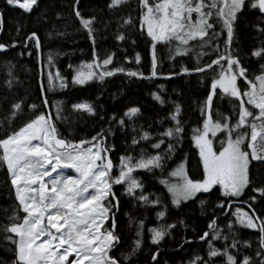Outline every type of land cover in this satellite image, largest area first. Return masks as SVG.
Masks as SVG:
<instances>
[{
  "label": "snow or ice",
  "instance_id": "snow-or-ice-1",
  "mask_svg": "<svg viewBox=\"0 0 264 264\" xmlns=\"http://www.w3.org/2000/svg\"><path fill=\"white\" fill-rule=\"evenodd\" d=\"M4 2L9 8L31 14L40 0ZM80 4L81 0H73L71 14L92 43L93 61L75 68L68 65L74 72L71 78L73 85L83 87L93 81L103 84L118 73L137 79L156 78L157 45L161 43L167 45L178 41L175 55H187L190 42L198 41L200 48H208L215 54V59L210 58V62L202 66L183 69L186 75L215 73L205 98L199 103L203 122L191 129L190 136L198 150V166L202 167V175L200 179L189 176L185 157L164 176L168 161L173 159L187 134L179 103L171 101L174 110L167 119L174 122L173 126L157 131L155 136L144 130L143 125L135 126V119L141 115L139 107L128 108L120 117L116 114L111 116V121L121 130L126 131L132 124L129 148L140 149L138 157H120L117 174L114 172L117 166L110 156L115 146L107 144L108 135H115L111 127L107 133L98 132L91 140L71 142L60 135L53 116L41 111V108L49 106L47 97L43 95L46 89L41 68L39 85L43 99L40 104H26L23 99L9 102L6 97H0V129L4 131L0 136V164L6 166L14 199L18 202L8 216L10 223L0 229L14 246L11 264H134L144 245L145 224L144 220L137 222L128 214L129 227L136 224L135 238L122 248L126 236L117 219L121 200L115 187L123 188L121 195L127 196L134 207L161 209L156 216L163 220L169 205L160 195L147 192L145 181L139 178L142 173L155 177L157 170L162 177L158 183L167 190L171 206L175 209L197 199L200 194H211L214 190L221 198L213 210L215 218L208 224L209 231L199 237L208 243L207 258L198 255L190 264H264V212L256 207L258 203H264V0H135L134 8L132 0H108L106 7L109 10L123 13L117 21L119 28L138 31L148 39L151 47L150 76L124 67L109 68L115 53L104 58L97 54L100 30L95 25L98 17L83 16ZM253 16L255 22L249 19ZM3 22L4 13L0 12V30ZM248 28L257 34L253 38L256 43L244 51L243 30ZM19 31L17 28V34ZM128 38L125 31H118L115 36L119 42ZM30 43L34 44L39 61L41 40L37 32L33 31L26 37L24 48L27 49ZM132 43L136 41L132 40ZM15 47L17 42L10 45L0 43V53ZM32 54L28 52L29 56ZM140 61L137 54L135 63ZM52 63L49 56L47 90L54 89L56 81L61 89L67 88V79L59 70L55 74L50 70ZM253 64L258 67L253 68ZM7 75L5 87L14 90L18 79L11 70ZM151 96L161 106L169 103L159 93L153 92ZM217 98L228 99L232 105L231 114L219 111L215 103ZM56 107L55 119H61L60 106ZM72 108L89 116L98 114L89 103H76ZM26 109L34 114V118L26 119L22 126L15 127ZM101 120H104L103 116ZM217 140L219 148L214 143ZM164 145L166 147L162 148ZM149 149L156 150L155 154ZM253 162L260 166V175L252 173ZM65 170H72L75 175L66 174ZM246 190L251 193L244 201L248 210L236 206L233 211V205H238ZM206 203L201 200V207ZM216 210L227 220L225 228H220ZM175 227L176 224H168L148 229L150 243L156 246V251L151 254L153 264H158L161 242ZM241 229L255 233V242L242 240ZM210 235L211 240L208 239ZM213 240L222 241L223 246L216 247Z\"/></svg>",
  "mask_w": 264,
  "mask_h": 264
},
{
  "label": "trees",
  "instance_id": "trees-1",
  "mask_svg": "<svg viewBox=\"0 0 264 264\" xmlns=\"http://www.w3.org/2000/svg\"><path fill=\"white\" fill-rule=\"evenodd\" d=\"M72 2L73 0H40L39 6L31 14H26L22 10L7 7L4 0H0V12L4 13L0 43L10 45L17 42V47L11 48L6 53H0V97H6L9 102L23 99L26 104H40L43 96L40 92L39 73L43 68V82L46 89L43 95L49 101L50 114L54 118L60 135L70 141L91 139L98 132L107 133L109 127H111L115 135H108L107 144L115 146L110 153L114 165H117L121 156L133 155L138 157L140 149L139 147L135 150L129 148L132 124L128 125L126 131L121 130L115 122L111 121V116L116 114L117 117H120L128 108L139 107L141 115L135 119V126L140 127L143 125L144 130L150 131L155 136L157 131H163L173 126L174 122L167 119V117L174 110L171 101H175L182 107V123L186 127L187 134L182 146L177 147L173 159L168 161L164 176L166 177L168 172L187 157L189 176L193 179H200L202 167L198 166V150L191 141L190 136L191 129L203 122V117L199 111V103L205 98L208 85L215 73L209 71L207 73L186 75L183 74V69L188 68L191 70L197 66H202L210 62V58L215 59V54L208 48H200L198 41L190 42L187 55H175L178 41H173L167 45L161 43L157 45L158 77L156 78L137 79L118 73L107 78L103 84L93 81L83 87L73 85L70 80L73 69H70L68 65L71 64L74 68L79 63H91L93 61V46L85 30L81 28L79 21L71 14ZM107 3L108 0H81L79 6L81 14L86 18L92 15L98 17V23L95 25V28L100 30L96 43L97 54L104 58L107 54L115 53L113 64L109 65V68L124 67L128 70L140 71L145 76H150L151 47L148 39L138 31L133 32L131 29L119 28L117 21L123 13H114L109 10L106 7ZM135 6V0H132V7ZM57 13L60 14L59 19H57ZM133 15L135 16V13ZM249 19L251 22L256 20L254 16ZM105 25H107L106 28ZM17 28L20 29L19 34H17ZM33 31L37 32L41 40L40 61L37 59L34 44L30 43L27 49L24 48L26 37ZM118 31H125L129 38L124 42L117 41L115 36ZM243 32V50L247 51L256 43L253 38L257 34L250 28L244 29ZM132 40H135L136 43H132ZM29 51L33 53L31 56L28 55ZM21 52L24 53L23 56L20 55ZM202 53L208 54L203 55ZM137 54L141 57L139 64L135 63ZM49 56L52 57L53 61L50 70L52 73L59 70L60 74L67 79V88L61 89L58 87L55 90H47ZM170 56H175V58L171 59ZM255 67H258V65L253 64V68ZM9 70L18 79V83L14 84V90L11 91L5 87V81L9 78L7 75ZM169 76H171L170 79ZM161 85L162 88L159 87ZM153 92L159 93L169 103L161 106L152 98L151 93ZM76 103L92 104L98 114L89 116L86 113L75 111L72 105ZM215 103L219 111L231 114L232 105L227 98L223 100L217 98ZM57 105L61 109V119H55ZM41 111L45 112V109L41 108ZM101 116L104 117V120H101ZM29 118H34V114L26 109L14 126H22V122ZM148 125H151V128ZM3 135V129H0V136ZM215 146L219 148L218 140L215 141ZM164 147L166 145L162 146V148ZM149 151L152 154L156 152V150L151 149ZM251 171L254 175L261 174L260 166L255 162H253ZM139 178L145 181L147 192H154L165 199V203L169 205V211L163 220H158L156 212L161 209L149 208L145 210L134 207L127 196L121 195L123 188L121 186L115 187V191L121 200L117 219L121 231L126 236L122 248L127 247L131 240L135 238L136 224L134 223L131 228L129 227L128 214H131L137 222L141 219L144 220L145 224L144 245L135 258L134 264H153L151 254L156 251V246L150 245L146 241L148 228L154 226L159 228L168 224H176V227L170 230V234L165 237L159 246L163 251L158 256V264H187L195 253L207 258V242H197V240L204 232L209 231L208 224L215 218L213 210L221 199L219 193L214 190L211 194H200L197 199L182 204L180 209H175L171 206L167 190L158 183L159 179L162 178L159 170H157L155 177L142 173ZM250 194V190H246V195L240 197L239 201L244 202ZM201 200L207 201L203 208L201 207ZM17 203L14 199V190L11 188L10 176L7 173L6 166L0 164V229L10 223L8 216ZM236 206L247 208L245 205H233V211ZM256 207L259 211L264 212V203H258ZM21 215L23 214L21 213ZM216 216H219L218 224L220 228H225L227 220L220 215L219 210H216ZM231 218L233 219V217ZM180 221H183V223H180ZM225 231L227 230L225 229ZM240 238L255 242L256 234L251 230L241 229ZM208 239L211 240V235ZM187 240H192V243L180 247ZM213 244L218 248L223 246V242L220 240H213ZM13 249L14 246L5 239V234L0 231V262L2 264H11L14 259ZM245 254L249 253L246 252ZM117 255H119V252Z\"/></svg>",
  "mask_w": 264,
  "mask_h": 264
},
{
  "label": "rangeland",
  "instance_id": "rangeland-1",
  "mask_svg": "<svg viewBox=\"0 0 264 264\" xmlns=\"http://www.w3.org/2000/svg\"><path fill=\"white\" fill-rule=\"evenodd\" d=\"M81 64H83V63H79V64H77L75 67H77V66H79V65H81ZM74 67V68H75ZM53 74H55V72H53ZM74 75V72H73V70H72V72H71V77H70V80H71V78H72V76ZM56 83V87L54 88V90L55 89H57L58 87H59V82L58 81H56L55 82ZM70 141V140H69ZM71 142H75V141H71ZM214 143H215V141H214ZM0 151H2V150H0ZM118 165H119V161H118V163H117V167L116 168H114V172H116L117 174H118ZM186 167H187V165H186ZM176 168V167H175ZM66 171V174H71V175H75V173L72 171V170H65ZM173 179H175V178H173ZM242 208H244V210H248L247 208H245V207H242ZM235 210V209H234ZM233 219H234V217H233ZM150 228H156L155 226L154 227H149L148 229H150ZM158 228V227H157ZM147 243H149L150 245H151V243H150V236H151V233H149L148 231H147ZM212 243H213V241H212ZM206 245H207V247L206 248H208V243H206ZM196 256H198V254H194L193 256H192V258L187 262V264H190V261L191 260H194L195 259V257ZM70 259H71V257H70Z\"/></svg>",
  "mask_w": 264,
  "mask_h": 264
},
{
  "label": "water",
  "instance_id": "water-1",
  "mask_svg": "<svg viewBox=\"0 0 264 264\" xmlns=\"http://www.w3.org/2000/svg\"><path fill=\"white\" fill-rule=\"evenodd\" d=\"M0 32H1V30H0ZM11 48H9L8 50H10ZM39 61H40V55H39ZM45 112L46 113H50V110H49V107L48 108H46L45 109ZM81 140H91V139H81ZM81 140H78V141H75V142H79V141H81ZM235 205V204H234ZM238 205H245L246 206V204H244V202H241V201H238ZM247 207V206H246ZM187 241H192V240H187ZM197 242H202L200 239H198L197 240ZM185 244H187L186 243V241H184L181 245H185ZM181 245H180V247H181ZM152 262V261H151Z\"/></svg>",
  "mask_w": 264,
  "mask_h": 264
},
{
  "label": "flooded vegetation",
  "instance_id": "flooded-vegetation-1",
  "mask_svg": "<svg viewBox=\"0 0 264 264\" xmlns=\"http://www.w3.org/2000/svg\"><path fill=\"white\" fill-rule=\"evenodd\" d=\"M162 251H163V249H160V253H161ZM154 252H155V251H154ZM117 253H118V252H117ZM117 253H116V254H117Z\"/></svg>",
  "mask_w": 264,
  "mask_h": 264
}]
</instances>
